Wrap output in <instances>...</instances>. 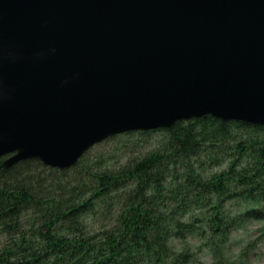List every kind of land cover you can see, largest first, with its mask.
I'll return each instance as SVG.
<instances>
[{
	"label": "water",
	"instance_id": "1",
	"mask_svg": "<svg viewBox=\"0 0 264 264\" xmlns=\"http://www.w3.org/2000/svg\"><path fill=\"white\" fill-rule=\"evenodd\" d=\"M207 115L264 126V0H0L7 166Z\"/></svg>",
	"mask_w": 264,
	"mask_h": 264
},
{
	"label": "trees",
	"instance_id": "2",
	"mask_svg": "<svg viewBox=\"0 0 264 264\" xmlns=\"http://www.w3.org/2000/svg\"><path fill=\"white\" fill-rule=\"evenodd\" d=\"M159 132L114 167L88 152L65 169L0 157V264H254L264 126L207 115L103 142ZM253 223L255 238L238 241Z\"/></svg>",
	"mask_w": 264,
	"mask_h": 264
},
{
	"label": "rangeland",
	"instance_id": "3",
	"mask_svg": "<svg viewBox=\"0 0 264 264\" xmlns=\"http://www.w3.org/2000/svg\"><path fill=\"white\" fill-rule=\"evenodd\" d=\"M163 137L161 132L154 133L153 135H128V136H120L116 139L110 140L108 142H101L95 146H93L88 152V157L94 161L100 159V157L109 158L108 163L111 167L116 166L117 161L125 160L129 154L136 155L139 152L146 151L150 146H153ZM86 152V153H87ZM85 155V154H84ZM99 161V160H98ZM79 162V161H78ZM77 164V163H76ZM240 201H233L232 204L238 203ZM236 205L232 206L234 210L236 209ZM260 224L253 223L247 226V230H240L236 233V238L240 240H248V238L252 235L255 238L256 229H258ZM237 241V242H238ZM205 252L201 254L203 260H209L207 257L208 254L207 249ZM250 261L254 264H264V245L259 244L255 249L250 250Z\"/></svg>",
	"mask_w": 264,
	"mask_h": 264
}]
</instances>
